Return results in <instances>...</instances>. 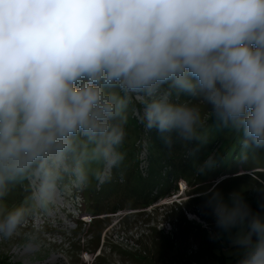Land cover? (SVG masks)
<instances>
[{
    "label": "clouds",
    "instance_id": "obj_1",
    "mask_svg": "<svg viewBox=\"0 0 264 264\" xmlns=\"http://www.w3.org/2000/svg\"><path fill=\"white\" fill-rule=\"evenodd\" d=\"M133 113L169 148L207 143L211 117L243 155L264 152V0H0V241L108 182ZM215 167L208 155L196 172ZM245 193L198 195L235 264H264V213Z\"/></svg>",
    "mask_w": 264,
    "mask_h": 264
},
{
    "label": "rangeland",
    "instance_id": "obj_2",
    "mask_svg": "<svg viewBox=\"0 0 264 264\" xmlns=\"http://www.w3.org/2000/svg\"><path fill=\"white\" fill-rule=\"evenodd\" d=\"M127 132L126 158L111 179L33 209L18 236L0 241V264H233L198 194L214 183L225 195L243 187L250 204L263 207L264 152L243 155L242 134L218 129L211 117L203 145L169 148L136 113ZM208 155L216 167L198 174ZM28 194L17 188L7 206Z\"/></svg>",
    "mask_w": 264,
    "mask_h": 264
},
{
    "label": "trees",
    "instance_id": "obj_3",
    "mask_svg": "<svg viewBox=\"0 0 264 264\" xmlns=\"http://www.w3.org/2000/svg\"><path fill=\"white\" fill-rule=\"evenodd\" d=\"M164 162H165V160H164ZM164 162L162 161V163H164ZM251 206H252L254 211H258V212L264 213V206L261 207V206L255 205V204H251ZM185 264H187V263H185ZM233 264H235V261L233 262Z\"/></svg>",
    "mask_w": 264,
    "mask_h": 264
}]
</instances>
